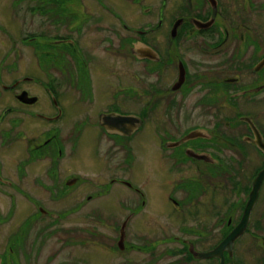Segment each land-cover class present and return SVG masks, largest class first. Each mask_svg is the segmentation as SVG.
I'll return each mask as SVG.
<instances>
[{"label": "flooded vegetation", "instance_id": "obj_1", "mask_svg": "<svg viewBox=\"0 0 264 264\" xmlns=\"http://www.w3.org/2000/svg\"><path fill=\"white\" fill-rule=\"evenodd\" d=\"M40 1L0 71V264H95L76 250L98 217L110 264H160L161 245L165 264H264V0ZM150 124L166 229L135 155Z\"/></svg>", "mask_w": 264, "mask_h": 264}, {"label": "rangeland", "instance_id": "obj_2", "mask_svg": "<svg viewBox=\"0 0 264 264\" xmlns=\"http://www.w3.org/2000/svg\"><path fill=\"white\" fill-rule=\"evenodd\" d=\"M41 1L40 0H32V1H25V0H0V71L2 78L6 81L5 83H8L7 78L10 76L8 75L9 72L7 70V63L10 58L13 59V56L9 58V55L7 56L6 53L8 51L11 52V49L13 48H20L21 46H24L20 44L22 37L25 34V25L27 31L32 30H38L40 22L42 20L40 12H36L34 15L30 14L29 11H26V8L28 5H32V8H38L40 7ZM135 11H140L139 9H135L133 7L127 6L126 13L124 15L127 18L129 17V14H134ZM142 11V10H141ZM32 16L28 18V23L26 21L27 16ZM25 23V25H24ZM16 42V43H15ZM22 48V47H21ZM20 48V49H21ZM7 56V57H6ZM27 60V58H26ZM25 57L22 58V60L19 61V65H23L24 61L26 62ZM29 62V61H28ZM24 66V65H23ZM2 107L0 106V110ZM152 124L148 126L149 129L146 130V132L143 134V136L140 138L138 142H143L142 146L138 148V151L135 153V155L138 153L141 157V161L143 163V171L144 176L142 179L145 183L144 191L149 197V194H152L153 201L152 206L150 207L153 209L152 215H158L159 218H157L158 222L157 224L160 225L159 227L166 229L169 225L170 217V205H169V199H168V193L172 189V183H168L169 181V172L167 170V166L161 164L162 167H157V165H153V159L154 154L157 152V148L155 147L156 143V137L152 130ZM161 155H163L162 148L160 149ZM153 166V171L148 176L152 178V184H146V179H150L146 175L148 174V167ZM138 167V163H137ZM166 169V170H164ZM149 192V193H148ZM130 197L128 194L127 199ZM151 203V202H149ZM119 205V199L115 198L112 200L111 204V211L112 212H120L118 211ZM150 208L147 210L149 213ZM98 217V216H97ZM118 217V216H116ZM103 218V217H102ZM102 218H96L97 224H96V231L95 238H96V246L92 247L91 245L84 246L81 245L78 250H76V257H82L87 256L91 259L93 255H95V264H110V262H106L105 254L108 249L106 247V243L112 244V241H115L117 238V230H114L112 226L114 223L112 222L111 225H106L107 222ZM148 218L147 214L144 215V219ZM65 227H75L76 225L85 224L86 221L83 220V218H78L77 215H74L70 218L69 221L64 222ZM162 235L160 238L162 239ZM99 241V242H98ZM173 248V247H172ZM172 248L166 245H161L159 249V254L161 256L160 264H165V262L168 260L167 255L168 251H170ZM71 249H67V252H70ZM79 255H78V253ZM67 258V257H66ZM121 259L118 258L116 260L117 263H120ZM87 262V261H86ZM113 264L115 263V260L112 261ZM31 264H35L34 262ZM53 264V263H52ZM78 264H83L81 261Z\"/></svg>", "mask_w": 264, "mask_h": 264}, {"label": "water", "instance_id": "obj_3", "mask_svg": "<svg viewBox=\"0 0 264 264\" xmlns=\"http://www.w3.org/2000/svg\"><path fill=\"white\" fill-rule=\"evenodd\" d=\"M259 146L261 147V149L264 151V144L263 143H261L260 142V144H259ZM263 179H264V171L261 173V175L258 177V182H259V185L261 184V182L263 181ZM258 187V186H257ZM257 192H258V190H256V193H255V196L251 199L252 201L250 202V204H249V208L247 209V219H248V217H249V215H250V211H251V207H252V205L254 204V202H255V199H256V194H257ZM245 218V217H244ZM245 220V219H244ZM245 226H246V224H245ZM244 230H245V228H244V226L241 228V231L239 230L238 232H237V230L236 231H234L230 236H229V239H228V241H235L237 238H239V236L244 232ZM243 231V232H242ZM218 250V249H217ZM217 250H214V251H211V252H209V253H198V252H196V251H193V249H192V253L195 255V257H197V258H210V257H213V256H215V255H217Z\"/></svg>", "mask_w": 264, "mask_h": 264}]
</instances>
